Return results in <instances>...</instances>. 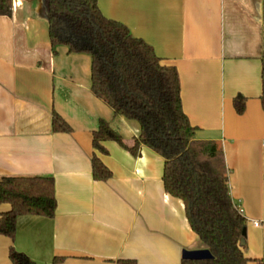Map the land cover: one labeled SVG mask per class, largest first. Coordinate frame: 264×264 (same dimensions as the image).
<instances>
[{
	"label": "crops",
	"instance_id": "crops-1",
	"mask_svg": "<svg viewBox=\"0 0 264 264\" xmlns=\"http://www.w3.org/2000/svg\"><path fill=\"white\" fill-rule=\"evenodd\" d=\"M0 15V178L51 176L52 218L23 215L13 241L0 235V264L9 247L36 264H181L182 251L205 248L184 204L162 182L164 158L133 146L138 125L91 90V57L52 49L42 0H12ZM102 14L125 25L174 66L193 139L223 151L229 194L246 219L243 252L264 264V112L261 95L263 0H97ZM245 98L236 113L233 99ZM56 112L70 132L52 129ZM106 121L122 137L92 146ZM109 169L92 177L91 158ZM9 209L0 206V213ZM129 261V262H128Z\"/></svg>",
	"mask_w": 264,
	"mask_h": 264
},
{
	"label": "trees",
	"instance_id": "trees-1",
	"mask_svg": "<svg viewBox=\"0 0 264 264\" xmlns=\"http://www.w3.org/2000/svg\"><path fill=\"white\" fill-rule=\"evenodd\" d=\"M11 1L0 0V15L10 16ZM52 49L65 45L70 53L91 57V90L116 116L138 125V136L128 147L136 154L144 145L164 158V190L184 204L192 231L212 254L208 260H181V264H248L243 248L246 219L229 194L227 168L221 146L215 141L193 139L195 128L184 114L180 83L174 66L161 63L151 46L134 37L122 23L105 17L97 0H42ZM263 47L261 55V95L264 112V0ZM241 114L245 98L233 99ZM52 129L70 132V126L53 111ZM122 137L100 120L92 133V146L101 153L102 143ZM92 177L105 181L111 176L98 156L91 158ZM0 235L11 241L17 220L23 215L52 218L56 210L54 181L51 176L0 178ZM11 264H36L26 254L9 247ZM62 261L55 257L53 264ZM129 262V261H128ZM256 264H262L257 262Z\"/></svg>",
	"mask_w": 264,
	"mask_h": 264
},
{
	"label": "water",
	"instance_id": "water-1",
	"mask_svg": "<svg viewBox=\"0 0 264 264\" xmlns=\"http://www.w3.org/2000/svg\"><path fill=\"white\" fill-rule=\"evenodd\" d=\"M242 233L245 235L246 229H243ZM242 244H244V241H242ZM211 258L212 254L207 248L182 251V259L184 260H208Z\"/></svg>",
	"mask_w": 264,
	"mask_h": 264
},
{
	"label": "built area",
	"instance_id": "built-area-1",
	"mask_svg": "<svg viewBox=\"0 0 264 264\" xmlns=\"http://www.w3.org/2000/svg\"><path fill=\"white\" fill-rule=\"evenodd\" d=\"M11 7H15V2H12Z\"/></svg>",
	"mask_w": 264,
	"mask_h": 264
}]
</instances>
